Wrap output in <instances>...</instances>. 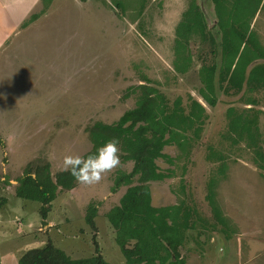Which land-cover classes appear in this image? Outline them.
<instances>
[{
  "label": "rangeland",
  "instance_id": "374dc122",
  "mask_svg": "<svg viewBox=\"0 0 264 264\" xmlns=\"http://www.w3.org/2000/svg\"><path fill=\"white\" fill-rule=\"evenodd\" d=\"M190 2L55 0L45 15L31 23L32 14L42 10L40 0H0V172L5 170L7 180L0 186L9 198L0 211L10 219L13 213L18 214L16 222L9 224L10 233L22 219L26 220V231L32 227L27 232L28 247L52 242L72 259H82L94 256L96 246L102 245V255L109 263L126 264L107 215L119 204L118 196L124 191L112 195L117 174L131 171L133 166L132 162L122 163L120 152V163L103 173L99 182L78 183L74 192L59 188L48 214L53 222L50 229L43 222V226L38 224L41 204L19 198L14 191L30 162L48 161L56 177L64 171L65 155L83 156L90 151L86 129L97 121L112 124L135 108L138 95L130 88L144 78L170 106L180 99L188 109L195 99L208 115L189 157H182L175 145L165 148L175 161L159 159L157 164L164 173L173 170V175L153 192L160 195L171 189L174 198L168 205L180 215L185 209H199L204 222L231 229L252 228L247 221L255 218L264 234V170L246 142L232 143L226 114L230 107H245L239 102L243 94L228 97L217 88V106L202 100L198 70L209 47L202 46L199 39L191 43L190 70L182 73L177 68L183 65L184 56H176L182 43L176 30ZM197 3L219 39L213 1ZM251 29L252 39L264 48V4ZM4 32L7 40L1 39ZM257 64H264V60ZM127 93L130 95L125 99ZM251 96L256 106L248 107L263 112L257 121L264 140V89ZM184 134L192 138L193 130ZM162 203L167 205L160 199L158 205ZM94 206L96 229L85 221L88 209ZM225 210L241 222L232 223L223 216ZM235 247V241L217 245V259L229 254L236 260Z\"/></svg>",
  "mask_w": 264,
  "mask_h": 264
},
{
  "label": "trees",
  "instance_id": "16d2710c",
  "mask_svg": "<svg viewBox=\"0 0 264 264\" xmlns=\"http://www.w3.org/2000/svg\"><path fill=\"white\" fill-rule=\"evenodd\" d=\"M54 1L41 0L42 10L32 14L30 22L45 15ZM212 1L219 39L210 29L197 0H191L176 30L178 40L182 41L176 49V56H184L183 65L177 68L182 73L190 70L193 56L191 43L194 40L199 39L202 46L209 47L198 70L200 97L206 104L215 107L218 103L217 88L228 97L243 94L239 102L245 107L241 110L230 107L226 113L230 137L233 144L246 142L260 162L259 168L264 170V140L257 121L263 112L248 107L256 106L251 94L264 89V64H257L264 60V48L252 39L251 29L264 0ZM141 82L130 88L132 94L138 95L135 108L127 110L112 124L97 121L86 129L92 148L83 156L94 153L105 141L116 138L122 163H133L131 171L117 174L112 192L115 193L122 186L127 190L119 205L108 213V220L115 231V242L126 264H182L179 253L181 227L193 226L195 219L200 217L193 216L192 209H185L180 215L174 206L154 207L150 183L164 181L173 175V170L164 173L157 164L159 159L174 163L175 160L164 153L166 147L175 145L182 157L191 155L193 143L200 138L208 115L205 106L198 100L192 99L188 109L180 99L170 106L148 78ZM129 95L127 93L125 99ZM191 130L193 136L188 138L184 133ZM77 184L66 170L54 177L48 161L37 164L30 162L18 180L15 194L19 198L40 203V215L46 220L59 188L72 190ZM6 203L7 199L0 197V209ZM96 213V206L89 208L85 220L93 229H96ZM95 250L92 257L72 259L65 251L48 242L42 247L23 252L18 264H111L102 255L100 247L96 246Z\"/></svg>",
  "mask_w": 264,
  "mask_h": 264
},
{
  "label": "crops",
  "instance_id": "0c3cea01",
  "mask_svg": "<svg viewBox=\"0 0 264 264\" xmlns=\"http://www.w3.org/2000/svg\"><path fill=\"white\" fill-rule=\"evenodd\" d=\"M5 33L7 32L2 33L1 39L7 40L8 37ZM3 173L5 174L6 172L3 168H1L0 183L7 181L4 178ZM167 180L168 179L166 178L165 181ZM163 182L164 181H160V183L159 182L150 183L151 201L154 207H166L169 206L168 204L171 203L170 201L173 202L172 199L174 198V194L172 192H169L171 191V189L168 184H166L167 186L166 185L165 186L169 187L170 189L169 191L166 190L165 193L161 192L160 195L157 194V192L155 191L153 192L154 187L156 186L161 187V185H163ZM16 183H18V181ZM79 185L83 186L84 184L79 183ZM75 188L72 189L71 191L74 192ZM126 190L127 187L122 186L112 195L115 196L121 194V192L119 191H123L124 194ZM3 193H4V189L1 188L0 186V197H4L8 200L9 198L5 197L7 195ZM123 194L118 196L119 201L123 196ZM164 195L166 196L163 198ZM160 199L166 201L165 204L167 205H164L163 203L161 205H158ZM1 211H0V256H1L0 264H18V259L20 255L23 252L29 250L30 248L28 247L31 245L30 241L28 240L30 236L27 235V232H29L30 229H32V227L28 231H26L25 229L28 228H24V227L27 226V223H25L26 222L25 219H24L25 221H23L22 219L20 224H16L17 225L16 230L13 233H10L11 228L9 224L16 222L18 218V214L13 213L12 218L10 219L7 215L3 214L4 212ZM224 212L225 213L223 214V216L226 217L228 220H230L232 223L241 222V220L235 218L233 213L230 214L227 210H225ZM191 213L193 216L198 215L200 217L195 220H200L201 222H204L205 219L201 218V216H203L201 210L192 209ZM95 215H97V213ZM248 220H249L247 221L248 224H253L252 228L245 227L241 229L240 227H238L239 229L237 228L231 229V228H227L224 225H221V227L218 228L219 226L218 224L207 223V222H204L205 224L198 222V224L195 223L193 226L181 227L182 245L179 247L181 263L182 264H264V234L261 232V228H259L260 224L255 218H248ZM40 222H41V226L45 225L44 227H47L49 229L53 227V222L49 219V216L46 220L43 219L40 220L39 218L38 224H40ZM37 228H39L38 230L41 229L40 226ZM23 231H25V234L23 233ZM113 238L115 241V234ZM233 241H235L236 244V247L233 248L236 252V255H234V257H236L237 259L232 260L229 254L226 255V258L222 257V259L220 258L217 259L216 250H215L217 245L222 244L223 242L230 243ZM33 248H39V247H33ZM100 251L101 253L102 251H104L102 245L100 247Z\"/></svg>",
  "mask_w": 264,
  "mask_h": 264
},
{
  "label": "clouds",
  "instance_id": "9594fccd",
  "mask_svg": "<svg viewBox=\"0 0 264 264\" xmlns=\"http://www.w3.org/2000/svg\"><path fill=\"white\" fill-rule=\"evenodd\" d=\"M118 152V140L111 138L87 156L65 155L64 170L68 171L78 183L94 184L101 180L103 173L120 163Z\"/></svg>",
  "mask_w": 264,
  "mask_h": 264
}]
</instances>
